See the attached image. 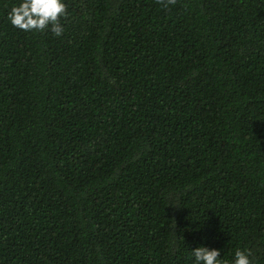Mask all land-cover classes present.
<instances>
[{
	"label": "trees",
	"instance_id": "trees-1",
	"mask_svg": "<svg viewBox=\"0 0 264 264\" xmlns=\"http://www.w3.org/2000/svg\"><path fill=\"white\" fill-rule=\"evenodd\" d=\"M0 0V264H264V0Z\"/></svg>",
	"mask_w": 264,
	"mask_h": 264
},
{
	"label": "clouds",
	"instance_id": "clouds-1",
	"mask_svg": "<svg viewBox=\"0 0 264 264\" xmlns=\"http://www.w3.org/2000/svg\"><path fill=\"white\" fill-rule=\"evenodd\" d=\"M176 0H166L165 7L175 4ZM65 0H18L8 13L10 23L23 31H44L50 28L56 36H61L64 26L61 18L66 17ZM192 264H229L221 258L218 248L199 245L191 249ZM230 264H252L250 250H236Z\"/></svg>",
	"mask_w": 264,
	"mask_h": 264
}]
</instances>
